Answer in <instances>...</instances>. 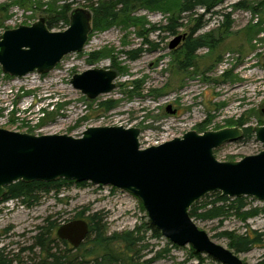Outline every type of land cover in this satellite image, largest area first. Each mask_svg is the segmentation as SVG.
<instances>
[{
    "label": "rangeland",
    "instance_id": "374dc122",
    "mask_svg": "<svg viewBox=\"0 0 264 264\" xmlns=\"http://www.w3.org/2000/svg\"><path fill=\"white\" fill-rule=\"evenodd\" d=\"M181 1L168 0L161 9H136L128 14L129 20H120L107 29L94 28L91 19V33L84 50L64 57L51 72L6 77L0 70V129L78 138L89 127L137 128L140 147L146 148L188 131L202 134L236 126L243 130L264 125V0H220L213 11L228 15L229 27L224 25L225 17L206 14L202 18L206 23L191 38L202 37L210 43L197 50L190 60L184 58L181 43L174 50L169 49V43L177 35L190 34L195 19L203 13L201 9L194 13L198 16L181 14L182 27L174 36L151 30L153 26L167 24ZM63 3V0H0V8L8 9L0 35L5 30L30 26L47 16L44 11L48 7ZM91 3L76 0L72 9L90 11L87 6ZM240 3L245 9L234 7ZM96 51L102 57L89 63V53ZM133 51L137 56L134 61L129 59ZM182 63L189 66L182 70ZM92 68L110 69L117 78L114 90L88 100L72 88L70 79ZM49 98L53 102L47 101ZM103 102H112V108L105 111L100 107ZM34 103L36 106L31 109ZM239 119H243V126L238 125ZM261 150L252 136L247 142L240 140L220 146L214 150V157L220 162H234ZM248 202L264 207L263 202L251 199ZM93 214L101 217L106 236L118 238L148 222L140 202L126 192L89 183L81 187L72 185L56 197L53 194L42 197L30 208L16 201L0 203V249L23 263L37 262L43 258L39 250L21 251L32 246V237L46 219L61 226L71 220L88 222ZM193 221L214 243L227 249L228 240L218 235L221 232L242 234L246 224L251 230L264 232V214L245 224L233 216L221 223ZM141 235L144 236L141 246L146 248L140 246L139 258L125 260L123 264H218L204 255L199 263L191 258L189 246L173 247L161 236L151 238L148 230ZM121 242L115 241L114 246ZM89 246L87 243L86 249ZM159 253L161 257L157 258ZM262 254L256 247L238 258L245 264H256Z\"/></svg>",
    "mask_w": 264,
    "mask_h": 264
},
{
    "label": "water",
    "instance_id": "95a60500",
    "mask_svg": "<svg viewBox=\"0 0 264 264\" xmlns=\"http://www.w3.org/2000/svg\"><path fill=\"white\" fill-rule=\"evenodd\" d=\"M91 12L76 8L62 31L49 30L45 18L0 35V70L9 77L53 71L64 57L83 51L91 33ZM169 43L174 50L182 41ZM117 75L92 68L70 79L73 89L88 100L115 89ZM262 150L239 161L220 162L214 150L243 140L239 127L198 134L188 131L159 145L141 148L137 128L89 127L78 138L69 135H30L0 129V200L16 182L89 183L134 196L149 224L169 243L189 246L218 264H243L233 251L214 243L197 228L190 208L206 195L248 197L264 203V125L252 128ZM89 233L88 223L71 220L56 237L77 249Z\"/></svg>",
    "mask_w": 264,
    "mask_h": 264
},
{
    "label": "trees",
    "instance_id": "16d2710c",
    "mask_svg": "<svg viewBox=\"0 0 264 264\" xmlns=\"http://www.w3.org/2000/svg\"><path fill=\"white\" fill-rule=\"evenodd\" d=\"M25 2L26 0H19ZM64 3L59 7L50 6L44 12L47 13L45 17L46 26L49 30H64L68 26L69 14L73 10L72 4L76 0H63ZM90 5L87 6L92 13V25L98 29H107L112 25L117 24L120 20H129L128 14L132 11L145 8V9H161V6L166 5L168 0H90ZM220 3V0H182L177 5V11L171 12L167 19V24L159 27H152V31L166 32L172 36L178 33L182 27L180 15L198 16L194 14L197 9L202 10V14L195 19L194 26L190 29V39L187 41L181 51L185 53L184 58L190 60L195 52L203 46L209 45L205 38L193 39L192 35L199 31L206 22L202 18L206 14L225 17V27H229L228 15H222L221 12L213 11V9ZM234 7L245 9L242 3L236 4ZM6 7L0 8V27L3 26L6 20L7 12ZM164 11V10H163ZM167 12V10H165ZM177 15V16H176ZM140 20V19H136ZM135 20V21H136ZM121 21V22H122ZM137 22V21H136ZM213 48L214 46H210ZM102 57L101 52H91L88 55V62L94 63L99 61ZM137 58L135 52H131L129 59L134 61ZM184 62V61H183ZM189 66L188 63H182L180 69L184 70ZM6 76V75H5ZM7 77V76H6ZM105 111L112 108V102H103L100 104ZM239 126H243V119L238 120ZM243 141H249L253 134L252 128L246 127L243 129ZM83 186L85 183H74L72 181L57 180L54 182H32L22 183L16 182L6 187L5 196L0 203L7 201H16L21 206L30 208L37 205L42 197L53 194L55 197L64 189L72 186ZM251 198H227L221 196L219 193L206 195L199 202L195 203L189 210V216L192 220H199L202 222L219 220L220 223L228 216H233L242 223H247L248 220L253 219L259 215L264 214V207L252 206L248 202ZM251 201H254L251 199ZM81 214H79L80 217ZM89 233L86 242L73 249L65 241H59L56 237V230L60 224L56 221H49L48 219L37 228L34 236L32 237L33 244L28 248L22 249L23 252H32L34 249L39 250L43 258L37 262L30 264H123L125 260H135L139 258L141 246L144 241V236L141 235L142 231H150L151 238H159L160 233L152 227L149 222L137 227L134 231L125 233L119 238L116 235L106 236L101 224V217L98 214H93L88 218ZM246 231L242 234L235 232H221L218 234L220 237L228 240V249L233 251L234 254H245L253 248H259L263 251L261 259L256 264H264V232L251 230L245 225ZM90 237H94L90 239ZM121 240L123 247L120 244L114 246V242ZM87 243L90 248L86 249ZM86 244V245H85ZM141 246V248H140ZM176 247V246H173ZM165 253V252H164ZM157 258L161 257L160 253L156 254ZM191 258L202 262V255L190 249ZM0 264H28L21 262L17 256L10 258L5 254L3 249H0ZM184 264V263H182ZM245 264V263H243Z\"/></svg>",
    "mask_w": 264,
    "mask_h": 264
},
{
    "label": "flooded vegetation",
    "instance_id": "af4514ba",
    "mask_svg": "<svg viewBox=\"0 0 264 264\" xmlns=\"http://www.w3.org/2000/svg\"><path fill=\"white\" fill-rule=\"evenodd\" d=\"M181 35H183L184 37L182 38V41H181V45L179 46V47H181V48H183L184 47V45H185V43L187 42V41H189V39H190V36L188 35V34H181ZM88 223V222H87ZM88 227H89V224H88ZM87 238V237H86ZM59 240V239H58ZM59 241H62V240H59ZM66 242V241H65ZM86 242V239H85V241L83 242V243H85ZM67 243V242H66ZM82 243V244H83ZM68 244V243H67ZM81 244V245H82ZM69 245V244H68ZM80 245V246H81ZM86 245V244H85Z\"/></svg>",
    "mask_w": 264,
    "mask_h": 264
}]
</instances>
